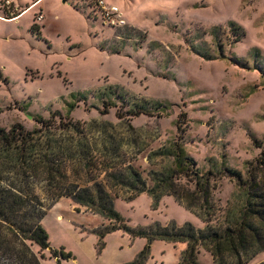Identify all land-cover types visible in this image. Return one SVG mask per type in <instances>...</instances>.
<instances>
[{
    "label": "rangeland",
    "instance_id": "obj_1",
    "mask_svg": "<svg viewBox=\"0 0 264 264\" xmlns=\"http://www.w3.org/2000/svg\"><path fill=\"white\" fill-rule=\"evenodd\" d=\"M10 1L11 9L0 10V128L20 123L37 130L36 119L50 120L59 148L73 153L62 157L64 190L111 191L117 184L114 207L128 227L204 228L199 212L174 196L157 204L147 193L128 200L134 193L123 185L134 168L153 187L151 172L174 163L151 154L179 142L201 173H216L211 223L240 214L242 192L221 172L246 176V162L262 152L255 140L264 139V0H102L120 9L126 37L90 5L98 0ZM230 22L241 28L235 36ZM128 99L163 107L132 117ZM70 122L80 129L64 130ZM0 175L24 187L11 169L2 167ZM195 179L182 174L178 182L194 189ZM47 180L33 178L34 198L14 206L12 224L0 218V264H37L32 250L39 264H129L145 249V264L180 262L186 243L150 241L123 229L102 236L110 221L70 197L55 201L60 190H49ZM42 210L47 250L18 230ZM200 262L213 264L204 251ZM263 263L264 252L249 262Z\"/></svg>",
    "mask_w": 264,
    "mask_h": 264
},
{
    "label": "trees",
    "instance_id": "obj_2",
    "mask_svg": "<svg viewBox=\"0 0 264 264\" xmlns=\"http://www.w3.org/2000/svg\"><path fill=\"white\" fill-rule=\"evenodd\" d=\"M23 12L24 10L9 19L18 18ZM109 26L121 31V34L126 37V22L121 26L122 28ZM229 29L234 36L238 34V31H241V28L233 22L229 23ZM239 37L235 42L240 41ZM119 42L124 41L119 40ZM127 102L130 103L132 117L148 113L147 109L150 106L157 109L163 107V103L158 101L153 103L133 102L128 99ZM57 115L63 122V116L60 113ZM36 120L45 131L42 128L28 130L20 123L8 130L0 128V170L2 167L6 170L7 168L11 169L14 171V180L19 176L24 184V187L19 189L16 185H9L7 180L0 179V218L12 224L9 217L15 214L14 206L24 201L22 199L26 195L27 199L34 198L32 180L44 175L45 179L48 178L49 190H60L53 195V198H56L55 201L70 197L76 203L110 221L109 226L100 230L102 236L123 229L135 236L147 237L150 241L160 239L175 244L186 243L187 248L182 252L178 264H201L200 256L203 251L211 255L213 264H249L258 254L264 252V139L263 141L255 140V145L257 148H262V152L254 162H246V176L235 169L226 168L222 171L223 173L221 172L224 176L235 181L242 192V199L245 203L238 216L229 219L227 223H217V225H213L208 219L213 206L212 182L216 175L214 169L201 173L195 160L187 156L182 143L179 142H175L169 148L163 147L153 152L151 157L170 156L173 158L171 163L174 164L163 167L160 171L151 172L153 187L150 188L147 187L140 173L131 168L128 179L123 181L127 192L134 193L128 200L147 193L157 204L162 196L172 195L190 211L199 212V216L207 226L199 229L192 224H186L182 227L172 225L167 228L133 229L126 225L122 216L115 210V198L111 191L117 184L112 186L111 191L96 185L92 189H79L75 186L73 190H64L67 176L61 162L64 157L63 153L66 152L59 148V141L51 135V121ZM72 124L71 122L66 126L63 124V129L68 131ZM73 127L80 129L75 124ZM70 151L72 152V149ZM72 154L66 153V155ZM89 164L88 162L84 167H88ZM189 173L196 177L194 189L178 182L179 176L184 174L188 178ZM45 210L37 211L33 222H24L18 229L23 234L28 232V239L33 245L39 246L41 250H47L50 247L48 234L41 226ZM31 252L35 257V263L39 264L38 257L33 250ZM24 254L26 255L25 252ZM147 258L148 250L145 249L135 261L129 264H145Z\"/></svg>",
    "mask_w": 264,
    "mask_h": 264
},
{
    "label": "built area",
    "instance_id": "obj_3",
    "mask_svg": "<svg viewBox=\"0 0 264 264\" xmlns=\"http://www.w3.org/2000/svg\"><path fill=\"white\" fill-rule=\"evenodd\" d=\"M12 1L10 0H2L0 1V10H9L12 8ZM92 7L96 9V11H100V16L105 24L113 25L116 28H119L125 24L124 19L121 17V11L116 5H108L105 1L98 0V3L95 5L90 4ZM40 20L43 17H39Z\"/></svg>",
    "mask_w": 264,
    "mask_h": 264
},
{
    "label": "crops",
    "instance_id": "obj_4",
    "mask_svg": "<svg viewBox=\"0 0 264 264\" xmlns=\"http://www.w3.org/2000/svg\"><path fill=\"white\" fill-rule=\"evenodd\" d=\"M16 19V18H15Z\"/></svg>",
    "mask_w": 264,
    "mask_h": 264
}]
</instances>
